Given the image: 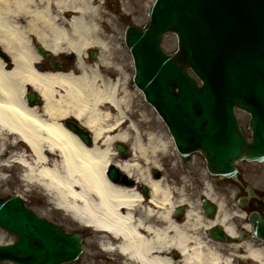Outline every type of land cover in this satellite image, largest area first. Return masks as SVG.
I'll list each match as a JSON object with an SVG mask.
<instances>
[{"label": "bare ground", "instance_id": "bare-ground-1", "mask_svg": "<svg viewBox=\"0 0 264 264\" xmlns=\"http://www.w3.org/2000/svg\"><path fill=\"white\" fill-rule=\"evenodd\" d=\"M98 5L0 0V48L6 56L0 54V172L20 166L29 193L42 191L54 210L88 230L87 240L96 247L90 258L103 261L95 264H234L240 250L247 260L264 264L258 241L229 245L208 236L209 228L221 225L235 237L232 219L243 218L241 213L229 211L205 187L203 194L218 204L216 215L205 217L187 194L185 177L175 176L182 183L178 188L167 182L173 144L153 119L146 123L157 131L144 133L132 120L136 98L116 63L115 42ZM35 43L57 56L72 55L73 65L51 69ZM90 48L98 50L94 62L85 56ZM26 91L41 103L28 105ZM71 118L91 133V145L69 127ZM114 142L129 143L130 156L120 157ZM108 166L122 175L110 179ZM157 168L159 177L150 173ZM179 206L186 207L180 220Z\"/></svg>", "mask_w": 264, "mask_h": 264}, {"label": "water", "instance_id": "water-1", "mask_svg": "<svg viewBox=\"0 0 264 264\" xmlns=\"http://www.w3.org/2000/svg\"><path fill=\"white\" fill-rule=\"evenodd\" d=\"M149 18L144 27L126 30L134 83L168 126L182 158L197 151L209 173L225 176L235 173L238 159L263 160L264 0H156ZM167 32L177 35L178 44L169 55L160 47ZM38 52L48 57L40 48ZM28 98L30 103L36 100ZM235 108L251 113V143L238 128ZM78 130L85 139V132ZM108 176L117 177L115 168ZM203 205L213 213V207L205 201ZM252 220L254 235L264 240V220ZM0 225L17 236L13 245L0 246V260L59 264L80 252L77 235H65L36 217L18 197L0 200ZM216 233L222 237L218 228Z\"/></svg>", "mask_w": 264, "mask_h": 264}, {"label": "rangeland", "instance_id": "rangeland-1", "mask_svg": "<svg viewBox=\"0 0 264 264\" xmlns=\"http://www.w3.org/2000/svg\"><path fill=\"white\" fill-rule=\"evenodd\" d=\"M152 1L153 0H117V1L115 0V2L117 3V8L118 6L120 7L119 4L121 3L125 12L129 13L130 20H132L134 24L137 25H141L144 22H146L147 9L152 3ZM104 15L106 16L107 14ZM111 20L113 21V19ZM111 36L113 37V40L115 42L114 44H115V50L117 51L116 53L118 55L123 56V60H122L123 68L125 70V73L128 74L130 78L133 69L131 66V61L128 52L126 51L122 43L123 39H122L121 28L118 26L117 33H112L110 37ZM119 45L121 47H119ZM162 45L167 51L174 50L176 48L175 37L173 35L165 36ZM117 61H120L119 57L117 58ZM128 86H129V90L136 98L133 103V110L137 111V114H133L132 120L137 124L139 130L142 133L149 131L156 132L157 125H150V122L146 123V120L150 121V119H153L155 122L159 124L160 129H162V131L168 136V132L165 126L162 124V122L160 121L156 113L153 111V109L148 104L145 103L142 94L135 88L134 85H132L130 81H128ZM141 114L145 116H141ZM238 117L241 121V127L245 130V125L248 117L241 112L238 113ZM124 129L127 130L126 128ZM126 144L128 146L130 145L129 143ZM170 154L174 158V161L170 160L167 163H165V167L168 169V174L166 178L169 184L178 186L179 181H177V179L174 178L175 176H189L194 174L196 171L200 174L204 172V161L200 156L198 155L194 156L193 161L190 164H182L173 147L170 148ZM174 165L177 171L175 170L173 171ZM241 168H242V172H244L243 177L245 178V180L248 181V184H250L254 188L264 189V174L261 173L264 172V170H262L264 169V163H253V162L243 163L241 164ZM154 171H157L159 175L163 174L162 170H160L159 168L153 169L150 173L153 175ZM21 174H22V168L19 167L18 165L12 166V168H7L5 171L0 172L1 175L0 179L2 180V181L0 180V197H6L7 195H14V194H22L24 198V202L27 205V207L32 209L38 215L45 217L47 220L62 225L67 232L72 233L83 230L76 222H72L65 213L54 210L52 206L48 204V200L43 195L42 191L37 190L36 191L37 196H34V194L29 193L30 188L25 189L26 187L24 186V184L22 185L20 178H18L21 176ZM200 178H202V176H200ZM213 182L216 184L217 181L214 180ZM214 186L216 189L215 190L216 195L219 194L218 198L221 200L223 199L222 201L225 202L226 208H228L229 211L233 213L236 211L237 212L239 211V213H241V210H239L236 206L235 199L233 197V191L232 190L226 191L224 194L225 190L223 188L218 187L217 185ZM190 193L193 194H188V193L187 194L193 195L190 196L191 201L193 203L199 201V198L201 196V190H195V191L192 190ZM232 222H234L236 225H239V223H241V220L240 218L234 217L232 219ZM88 232H89L88 230H85L84 233L88 235ZM14 240L15 238L12 235L0 229V243L11 242ZM228 244L238 245L240 244V242H236L235 240H232V242ZM83 247L86 249V253H85L86 259H91L89 256L90 254L95 252L94 245H90V241L85 239L83 243ZM234 254H236V252ZM237 254L242 257L240 259H235L234 264H254L252 261L246 259L242 250L237 251ZM0 264H6V262Z\"/></svg>", "mask_w": 264, "mask_h": 264}]
</instances>
